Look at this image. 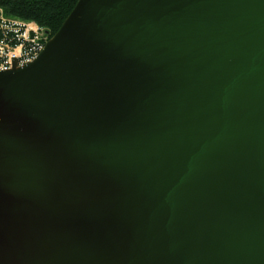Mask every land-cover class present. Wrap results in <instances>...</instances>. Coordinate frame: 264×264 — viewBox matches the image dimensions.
I'll return each mask as SVG.
<instances>
[{
    "label": "water",
    "instance_id": "1",
    "mask_svg": "<svg viewBox=\"0 0 264 264\" xmlns=\"http://www.w3.org/2000/svg\"><path fill=\"white\" fill-rule=\"evenodd\" d=\"M0 264H264V0H79L0 71Z\"/></svg>",
    "mask_w": 264,
    "mask_h": 264
},
{
    "label": "built area",
    "instance_id": "2",
    "mask_svg": "<svg viewBox=\"0 0 264 264\" xmlns=\"http://www.w3.org/2000/svg\"><path fill=\"white\" fill-rule=\"evenodd\" d=\"M49 39L50 35L36 21L10 16L0 8V70L32 63Z\"/></svg>",
    "mask_w": 264,
    "mask_h": 264
},
{
    "label": "trees",
    "instance_id": "3",
    "mask_svg": "<svg viewBox=\"0 0 264 264\" xmlns=\"http://www.w3.org/2000/svg\"><path fill=\"white\" fill-rule=\"evenodd\" d=\"M79 0H0V8L14 17L36 21L55 35Z\"/></svg>",
    "mask_w": 264,
    "mask_h": 264
}]
</instances>
